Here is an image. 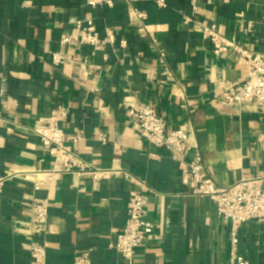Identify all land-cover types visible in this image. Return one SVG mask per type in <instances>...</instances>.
<instances>
[{"label":"crops","instance_id":"obj_1","mask_svg":"<svg viewBox=\"0 0 264 264\" xmlns=\"http://www.w3.org/2000/svg\"><path fill=\"white\" fill-rule=\"evenodd\" d=\"M88 6L85 0H0V264H74L90 252L93 264H130L115 247L127 220L128 196L143 190L154 232L132 264H230V225L216 203L182 183L171 153L138 134L128 114L133 104L155 107L169 129L187 126L202 151L207 174L220 186L264 176V115L254 103L223 105L225 83L247 79L233 48L219 54L203 32L216 24L254 54L264 55V0L136 2L154 36L142 37L125 0ZM190 18L189 21L186 18ZM92 19L126 48L93 54L88 46H62L78 20ZM66 60L55 66L52 54ZM66 105L68 132L83 130L75 152L105 171L54 172L36 125ZM107 140L102 142L100 135ZM35 199L49 202L47 225L32 217ZM47 249L44 263L31 246ZM238 250L250 264H264V226L241 227Z\"/></svg>","mask_w":264,"mask_h":264},{"label":"built area","instance_id":"obj_2","mask_svg":"<svg viewBox=\"0 0 264 264\" xmlns=\"http://www.w3.org/2000/svg\"><path fill=\"white\" fill-rule=\"evenodd\" d=\"M129 6L130 22L137 26L142 37L154 34L146 26L147 15L136 6V2L144 0H125ZM165 6V0H156ZM204 0H190L193 12L196 13L198 5ZM92 8L112 7L113 0H85ZM187 21L190 18H186ZM69 34L61 36L62 46L81 44L88 46L93 54L100 52L107 57L108 47L112 49L126 48L127 41L119 40L116 32L108 29L103 37L92 19L78 20ZM205 37L210 40L215 52L222 54L233 48L237 58L247 67V79L237 86L225 83L221 92L220 103L223 105H236L254 103L258 105L264 115V55L254 54L243 47L235 38H227L221 34L216 24L203 26ZM66 56L63 52L52 54L55 66L64 63ZM139 135L153 145L164 148L171 153L172 159L177 162L181 170L182 183L189 187V192L195 196L208 197L216 203L217 213L230 225L232 236V249L230 264H250L247 257L238 250L241 227L247 222H256L264 226V176L248 178L230 186H220L207 174L202 151L194 142L187 126L169 129L166 119L161 116L155 107L147 104H133L128 110ZM69 109L66 105H58L51 116L35 127L42 148L56 161L53 172L47 174L46 180H37L35 189L40 190L49 184L54 172L75 175H89L95 183L105 176L102 171L82 159L75 151V145L85 138L83 130L68 132L65 123L69 118ZM100 140L106 142L105 134ZM3 182H0V191ZM129 206L127 220L124 228L116 235L115 247L130 264L133 263L139 249L149 240L154 232V225L148 218V200L143 190L132 191L128 196ZM32 217L41 224L47 225L49 221V202L47 199H35L32 205ZM31 257L37 263H44L47 258V249L43 244L31 246ZM74 264H93L90 252L75 256Z\"/></svg>","mask_w":264,"mask_h":264}]
</instances>
